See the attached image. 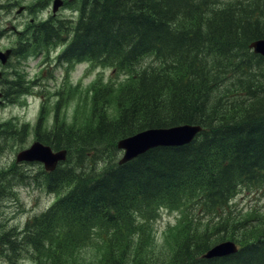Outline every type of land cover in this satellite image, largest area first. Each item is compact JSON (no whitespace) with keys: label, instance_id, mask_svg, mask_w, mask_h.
Wrapping results in <instances>:
<instances>
[{"label":"trees","instance_id":"obj_1","mask_svg":"<svg viewBox=\"0 0 264 264\" xmlns=\"http://www.w3.org/2000/svg\"><path fill=\"white\" fill-rule=\"evenodd\" d=\"M83 9L66 53L134 73L117 88H95L92 126L45 134V143L69 151L64 169L44 176L59 200L26 225L20 243L3 248L4 259L15 264L20 254H40L38 264H63L62 242L88 226L185 197L208 211L210 224L221 222L187 237L173 264H264V222L236 255L201 258L227 231L228 204L239 188L264 184V57L250 49L264 39V0H91ZM145 56L154 64L139 68ZM180 124L204 129L188 145L118 164V140ZM15 171L13 165L0 175ZM16 175L31 177L26 170ZM103 264H120L118 251L110 247Z\"/></svg>","mask_w":264,"mask_h":264},{"label":"rangeland","instance_id":"obj_2","mask_svg":"<svg viewBox=\"0 0 264 264\" xmlns=\"http://www.w3.org/2000/svg\"><path fill=\"white\" fill-rule=\"evenodd\" d=\"M54 0H0L3 7L15 2L18 6H29L33 10V16L43 19L47 16L46 7L50 4V12ZM67 2L68 0H64ZM69 7L61 10L59 17L66 20L64 26L68 25V18L72 16L73 9ZM76 1V0H75ZM5 8L0 11V28L8 26L9 18L6 17ZM74 8V7H73ZM48 10V11H49ZM78 16V15H76ZM2 28V29H3ZM6 38L3 44H7ZM8 46V45H7ZM4 47H6L4 45ZM55 52L51 53V62L56 59ZM49 57L38 59V55H32L25 61V75L27 80L36 77L43 63ZM151 57H146L142 64L149 63ZM48 65L46 66V68ZM44 70V68L42 69ZM38 73L42 84L34 88L28 86V92L33 90V94L19 99H10L0 106V125L3 126L0 133V168H5L15 162L18 152L28 148L36 140V127L41 106H44L43 131L54 130L59 124L64 126L87 129L95 122L93 116V97L95 88L102 85L119 87L124 83L125 76L130 77L134 71H115L113 67L101 63H78L74 62L69 66L59 67L57 64L49 70ZM42 73V74H41ZM32 83V82H31ZM95 83H99L98 85ZM8 92V90H7ZM39 94V95H38ZM41 96V97H39ZM21 130L18 135L12 134ZM106 147V146H105ZM112 151L111 146H107L105 153ZM71 163L78 157L76 151L71 152ZM104 157V156H103ZM112 155H105L102 161L100 157L96 160L98 166H104L107 159ZM120 154L118 155L119 160ZM24 170L37 174L41 170V165L22 166ZM17 171H22L17 167ZM18 188V203L16 207L15 224L22 227L32 216L39 214L46 209L54 200L55 196L51 192L45 193L37 185L35 188H25L27 184H20ZM32 184H29V186ZM189 203L180 201L174 206H167L163 203L157 204L149 212L133 213L131 215V225L121 226L117 232L103 224L91 226L84 234L75 236L71 241L62 242L63 264H103L109 246L119 247L123 262L121 264H135L145 262V264H170L175 254L181 237L176 236L179 225L178 217L184 213ZM0 205V209H1ZM11 207V206H10ZM229 208L231 218L227 225V231L217 239L224 237L225 240H235L245 242L246 237H250L251 231L258 228L264 222V187L245 186L233 199ZM188 221H191L187 217ZM199 228H204L208 219L200 218ZM183 221V220H182ZM191 226L194 221H191ZM261 227V226H260ZM212 228V226H211ZM221 235V232L218 234ZM217 236V235H216ZM212 240L214 242L216 239ZM57 247V244H50ZM58 251V249L56 250ZM70 256L71 261L66 257ZM40 254L19 255L15 264H38Z\"/></svg>","mask_w":264,"mask_h":264},{"label":"water","instance_id":"obj_3","mask_svg":"<svg viewBox=\"0 0 264 264\" xmlns=\"http://www.w3.org/2000/svg\"><path fill=\"white\" fill-rule=\"evenodd\" d=\"M252 47L257 53L264 55V40L253 43ZM199 131H201L200 126L183 125L140 132L120 141L119 148L125 150L120 163L128 162L156 146H175L189 143ZM65 158V151L54 153L50 147L35 142L29 149L18 154L17 161H39L45 164L47 170H53L57 163ZM234 249V244L225 243L212 250L209 255H220Z\"/></svg>","mask_w":264,"mask_h":264},{"label":"flooded vegetation","instance_id":"obj_4","mask_svg":"<svg viewBox=\"0 0 264 264\" xmlns=\"http://www.w3.org/2000/svg\"><path fill=\"white\" fill-rule=\"evenodd\" d=\"M33 22H34V19L31 20V23H33ZM3 84H4V83H1V81H0V90H1L2 92H3V89H2ZM3 96H4V92H3Z\"/></svg>","mask_w":264,"mask_h":264}]
</instances>
